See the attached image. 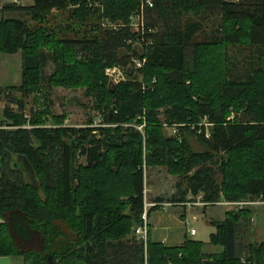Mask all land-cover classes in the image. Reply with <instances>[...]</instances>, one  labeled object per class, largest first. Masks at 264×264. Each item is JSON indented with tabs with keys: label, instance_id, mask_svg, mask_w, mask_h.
Listing matches in <instances>:
<instances>
[{
	"label": "trees",
	"instance_id": "trees-1",
	"mask_svg": "<svg viewBox=\"0 0 264 264\" xmlns=\"http://www.w3.org/2000/svg\"><path fill=\"white\" fill-rule=\"evenodd\" d=\"M33 1L26 7L0 0V10L41 22L72 5L74 19L100 23L82 38H58L19 18L0 19V54L22 52V84L0 88V101L8 102L7 128L0 129V258L264 264V244L250 241V209L213 222L210 244L221 247L220 254H206L203 242L190 239L168 247L149 232L147 243L134 235L143 224L150 167L183 179L172 203L185 204L189 196L206 206L222 198L264 201V0H150L152 6L148 0ZM137 16L143 28L133 27ZM214 17L216 31L198 40ZM105 19L118 26L103 28ZM50 61L54 72L46 77ZM115 67L130 79L111 84L106 70ZM45 85L86 88L103 126L68 128L53 117L48 125L50 103L28 116L27 98ZM162 117L179 137H166Z\"/></svg>",
	"mask_w": 264,
	"mask_h": 264
},
{
	"label": "rangeland",
	"instance_id": "rangeland-1",
	"mask_svg": "<svg viewBox=\"0 0 264 264\" xmlns=\"http://www.w3.org/2000/svg\"><path fill=\"white\" fill-rule=\"evenodd\" d=\"M20 5V6H34L33 0H2V6H6L9 4ZM92 7H98V4L91 3ZM74 6H70L68 10H53L50 11L47 15L42 16V21L38 22L33 19L31 15H15V14H7L3 15L0 10V19L2 18H19L25 21L32 29L43 27L47 29L49 33L55 34L58 38L69 37H84L88 34H93L95 31L93 30V26L98 25L100 23L97 17L88 19L86 23H81L77 19H74L71 15V9ZM102 27H114L118 26L117 24L112 23L110 20L105 19L102 21ZM219 24L218 17H214L213 20H209L208 22H204V31L200 34L197 39H204L211 36L214 31L217 29V25ZM210 39V38H209ZM54 65L52 61L49 62L46 70L45 76L50 77L54 72ZM106 77L109 82L112 84H119L121 82H126L130 79L127 71L120 68H110L106 70ZM142 80V78H141ZM156 82V80L154 81ZM22 84V52H19L16 55H5L0 54V87H10L17 86L19 87ZM41 93H35L30 95L26 100V113L28 116L31 115L32 111H37L39 108H44L47 106V103H50V117L47 118L48 125L54 124L55 120L52 119H61L63 121V127L68 128H88V127H99L103 119V113L98 110V106L96 100L93 97H89L87 94V89L84 87L76 88V89H67L62 87H54L48 88V86H42ZM16 97H22L20 93H16ZM48 97V101L46 99ZM1 107H0V125H2L3 121V110L7 106L8 102L5 97H1ZM235 110L231 109L230 120H235ZM164 128V133L166 137H179L178 128L175 126H168L164 117L161 118ZM145 128L144 126H139ZM210 129V127H207ZM145 131V130H144ZM198 148V147H197ZM80 163L84 164L85 159H82ZM218 167V165H215ZM155 171L157 179L149 182L150 184L155 183L158 185L159 191L163 193V195L170 200L172 198L171 193L173 189L176 190V185L179 181L183 180L181 177L172 176L166 167H150L146 170V176L151 175L152 172ZM219 180H221V176H219ZM156 181V182H155ZM175 187V188H174ZM146 188V187H145ZM146 198L151 201V195L148 193V189H145ZM202 202V201H201ZM225 202H235V206H225L223 203ZM256 204H252V203ZM261 202V203H258ZM221 203V205H220ZM243 203L241 206H237V204ZM187 208H192L193 210H199L198 213L202 214V210L204 211L206 208H210V214H212L215 218H222L216 222H222L226 214L228 212H238L240 210L250 209L253 211L252 218V236L250 241L257 246L264 244V201L262 198L259 199H246V200H227L222 198L218 204L213 206H203L200 203L199 199H194L192 196L187 198V203H185ZM183 208V207H181ZM183 213V211H182ZM1 221V220H0ZM192 223V222H191ZM140 226L134 229V235L136 236V230ZM206 254H220L223 249L221 247H215L214 245H210L203 249ZM23 260L16 259L12 257H1L0 264H16V261H21L22 263L17 262V264H31L30 260L26 262L24 258Z\"/></svg>",
	"mask_w": 264,
	"mask_h": 264
},
{
	"label": "crops",
	"instance_id": "crops-1",
	"mask_svg": "<svg viewBox=\"0 0 264 264\" xmlns=\"http://www.w3.org/2000/svg\"><path fill=\"white\" fill-rule=\"evenodd\" d=\"M151 173L152 176H146L145 183V187L151 195V201L149 202L167 203L172 204V206L164 211L157 210L150 214L148 220L149 238L153 242L162 243L168 247L182 246L187 239L203 242L204 248L210 246L211 235L217 232L213 222L222 218H215L210 214L211 207L206 208L204 211L202 210V214H199V210L187 208L185 204L172 203L159 191L156 183L155 185L149 183L151 178H153L152 180L157 179L155 171H151ZM175 194L176 190L173 189L171 196ZM16 259L23 260L22 258H14V260ZM17 262L22 263L21 261H16V264Z\"/></svg>",
	"mask_w": 264,
	"mask_h": 264
},
{
	"label": "built area",
	"instance_id": "built-area-1",
	"mask_svg": "<svg viewBox=\"0 0 264 264\" xmlns=\"http://www.w3.org/2000/svg\"><path fill=\"white\" fill-rule=\"evenodd\" d=\"M148 4L152 6V2L150 0H148ZM133 27L134 28H138L140 29L141 27L143 28L144 27V22H143V18L142 17H135L133 19ZM135 65L137 68H141L143 63L140 62V61H135ZM0 107H1V103H0ZM103 121L102 123L100 124V126H103ZM4 128H7L6 126L4 125H0V129H4ZM137 129L142 132L144 135H145V132H144V129L143 127H137ZM200 200V203L201 205L203 206H206L208 204H205L203 202H201V198H199ZM252 203V202H251ZM258 203H261V202H258ZM218 204V203H216ZM225 204V206H235V202H225L223 203V205ZM252 204H256V203H252ZM263 204V203H261ZM221 205V203H220ZM243 205V203H239L237 204V206H241ZM172 204H167V203H151V202H148L147 198H146V193H145V206H144V212H143V216H142V219H143V224L140 225L139 228H137L136 230V236L139 240L141 241H144L145 243H147V240H148V220H149V211L153 208V207H158L159 210H166L168 207H171ZM146 264H148V262H146Z\"/></svg>",
	"mask_w": 264,
	"mask_h": 264
}]
</instances>
